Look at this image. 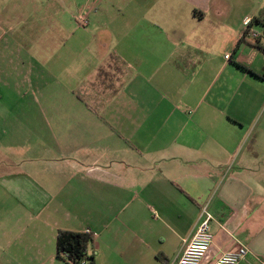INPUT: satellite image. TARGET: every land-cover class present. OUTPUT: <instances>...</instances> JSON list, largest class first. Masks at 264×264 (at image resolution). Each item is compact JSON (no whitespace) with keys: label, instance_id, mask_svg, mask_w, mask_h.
Returning <instances> with one entry per match:
<instances>
[{"label":"crops","instance_id":"0c3cea01","mask_svg":"<svg viewBox=\"0 0 264 264\" xmlns=\"http://www.w3.org/2000/svg\"><path fill=\"white\" fill-rule=\"evenodd\" d=\"M52 1L0 0V264L87 229L95 264H176L204 208L202 264L264 259V0Z\"/></svg>","mask_w":264,"mask_h":264},{"label":"built area","instance_id":"2783aa9c","mask_svg":"<svg viewBox=\"0 0 264 264\" xmlns=\"http://www.w3.org/2000/svg\"><path fill=\"white\" fill-rule=\"evenodd\" d=\"M77 21L84 28L89 26L88 17H86L85 15H79ZM251 22L252 19L244 20L243 33H248V35L253 39H259L260 37H262V32L256 31L251 26ZM226 58L230 59V55H227ZM212 220L213 216L204 208L197 231L193 235L191 240L186 244L176 264H202L203 260L211 250L214 243V236L210 230V223ZM85 233L92 234L94 236L93 232L90 229H87ZM69 263L73 264L72 261H69ZM242 263L264 264V259L260 258L257 255H254L247 246L242 245L235 253L229 252L222 254L218 259H216L213 264ZM81 264H86V261H83Z\"/></svg>","mask_w":264,"mask_h":264},{"label":"trees","instance_id":"16d2710c","mask_svg":"<svg viewBox=\"0 0 264 264\" xmlns=\"http://www.w3.org/2000/svg\"><path fill=\"white\" fill-rule=\"evenodd\" d=\"M257 25H261L262 37L259 39L251 38L248 33H243V40L251 38L254 45L264 51V10L258 17L252 19L251 26L255 29ZM95 238L92 234L81 232H72L60 230L57 235V256L62 259L66 264H81L86 261V264H95L94 256L88 254L90 245H94Z\"/></svg>","mask_w":264,"mask_h":264},{"label":"rangeland","instance_id":"374dc122","mask_svg":"<svg viewBox=\"0 0 264 264\" xmlns=\"http://www.w3.org/2000/svg\"><path fill=\"white\" fill-rule=\"evenodd\" d=\"M83 0H78V3H80V2H82ZM60 3H59V5H57V1L55 0L54 1V3H53V1H52V3H49V7L50 8H52V10H51V12H53V11H57V10H60V11H67V12H70V11H72L71 9L69 10V8L68 7H66V6H70L69 5V0H62V1H59ZM47 5H48V3H46V6H45V9H49V8H47ZM69 10V11H68ZM52 15H54V14H52ZM62 16H65L64 14H62ZM64 19H65V23H67V26L69 25V20H68V18L65 16V17H63ZM57 20V19H56ZM51 21V19H48V20H46L45 21V30L46 31H48V33H52V34H54L55 35V30L53 29L54 28V26L51 24V23H49ZM60 21L62 22V23H64L63 22V20H61L60 19ZM64 23V24H65ZM78 25L80 26V27H82L79 23H78ZM84 27H82V29H83ZM86 28V27H85ZM25 50H21L20 48H18V49H9L8 51H7V53H8V55H9V58L6 60V61H10V59L12 60V61H14V66L15 67H18V68H20L21 69V63H22V61H23V63H24V61H30V59H27L26 58V56H25ZM52 50H49V49H46L44 52H42L41 54H40V57L42 58V59H44V60H47L50 56H51V54H52ZM27 63V62H26ZM25 63V64H26ZM33 91H36V86L35 87H33ZM66 264V263H65Z\"/></svg>","mask_w":264,"mask_h":264}]
</instances>
